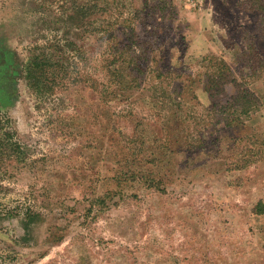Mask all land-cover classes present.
Returning a JSON list of instances; mask_svg holds the SVG:
<instances>
[{
    "label": "rangeland",
    "instance_id": "374dc122",
    "mask_svg": "<svg viewBox=\"0 0 264 264\" xmlns=\"http://www.w3.org/2000/svg\"><path fill=\"white\" fill-rule=\"evenodd\" d=\"M0 63V264H264V0H0Z\"/></svg>",
    "mask_w": 264,
    "mask_h": 264
},
{
    "label": "trees",
    "instance_id": "16d2710c",
    "mask_svg": "<svg viewBox=\"0 0 264 264\" xmlns=\"http://www.w3.org/2000/svg\"><path fill=\"white\" fill-rule=\"evenodd\" d=\"M227 65L225 63H219V67L218 69V74L217 75H211V78L209 79L211 82V85H205V88L207 90L210 91L211 94H216L218 92H220L222 86L224 84H227L229 82H232L234 79L233 78H228L227 76H225V74H222V68L226 67ZM235 99L236 103L233 102ZM233 103L229 104V105H222L221 107L223 108H227L229 107L230 109L235 108L236 111H238L236 114H238L239 112L242 113H248L251 105V99H249L247 97L246 94H237L235 96V98H233L232 100ZM179 104V103H178ZM173 112L176 110H179L177 108L172 107ZM236 117L233 116L231 118H229V120L227 121V124L229 125H236L238 124L235 121ZM184 119L181 120V122H183ZM168 137V136H167ZM157 138V137H155ZM176 152V149L174 148V146H172V144L170 142H166L163 143L161 146H159L158 148H155L154 151L152 152V158L147 160L146 162H141L139 161L138 164L139 165V172L143 173V172H148L152 178L150 179V183H148L149 186H154L156 189H163L164 187L160 186V181L161 178L158 177L156 175L158 169L157 168H161V165L166 167L167 169H170V165H171V159L173 158V154ZM141 162V163H140ZM170 173L172 171H169ZM253 211L256 214H260V215H264V199H259L254 207H253ZM263 246H264V242H263Z\"/></svg>",
    "mask_w": 264,
    "mask_h": 264
},
{
    "label": "flooded vegetation",
    "instance_id": "af4514ba",
    "mask_svg": "<svg viewBox=\"0 0 264 264\" xmlns=\"http://www.w3.org/2000/svg\"><path fill=\"white\" fill-rule=\"evenodd\" d=\"M5 70L6 69L0 67V108L9 105L10 99L12 98L11 90L7 89V87L3 84V81H6L7 78Z\"/></svg>",
    "mask_w": 264,
    "mask_h": 264
},
{
    "label": "crops",
    "instance_id": "0c3cea01",
    "mask_svg": "<svg viewBox=\"0 0 264 264\" xmlns=\"http://www.w3.org/2000/svg\"><path fill=\"white\" fill-rule=\"evenodd\" d=\"M1 109V108H0Z\"/></svg>",
    "mask_w": 264,
    "mask_h": 264
}]
</instances>
